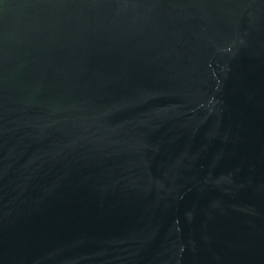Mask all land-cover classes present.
Listing matches in <instances>:
<instances>
[{
    "label": "water",
    "instance_id": "water-1",
    "mask_svg": "<svg viewBox=\"0 0 264 264\" xmlns=\"http://www.w3.org/2000/svg\"><path fill=\"white\" fill-rule=\"evenodd\" d=\"M0 264H264V0H0Z\"/></svg>",
    "mask_w": 264,
    "mask_h": 264
}]
</instances>
